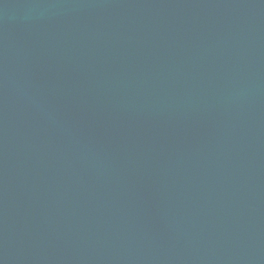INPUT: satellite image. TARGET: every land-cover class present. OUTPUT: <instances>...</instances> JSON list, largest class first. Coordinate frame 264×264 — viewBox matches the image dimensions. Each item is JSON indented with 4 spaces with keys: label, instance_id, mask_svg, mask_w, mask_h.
<instances>
[{
    "label": "water",
    "instance_id": "water-1",
    "mask_svg": "<svg viewBox=\"0 0 264 264\" xmlns=\"http://www.w3.org/2000/svg\"><path fill=\"white\" fill-rule=\"evenodd\" d=\"M0 264H264V0H0Z\"/></svg>",
    "mask_w": 264,
    "mask_h": 264
}]
</instances>
